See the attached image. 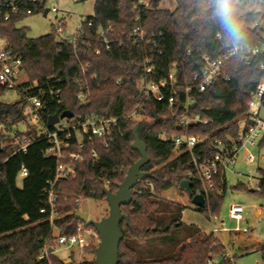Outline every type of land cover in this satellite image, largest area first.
I'll list each match as a JSON object with an SVG mask.
<instances>
[{"label":"trees","instance_id":"obj_1","mask_svg":"<svg viewBox=\"0 0 264 264\" xmlns=\"http://www.w3.org/2000/svg\"><path fill=\"white\" fill-rule=\"evenodd\" d=\"M160 1L155 0L152 9L134 13L132 9L137 0H95V14L88 20L96 27L111 25L113 33L110 38L125 41L122 47H115L110 52L103 50L100 44H93L91 49L80 47L75 52L69 45L58 44L53 30L49 35L30 39L27 29L17 26L28 16L11 17L7 21L0 17V40L7 44L15 59L22 61L28 78L26 86L34 82L44 85L47 79L54 78L60 80V84L52 82L51 85L62 91L59 101L47 99L37 129V125L28 122L33 112L26 113V101L5 103L2 98L9 90L0 85V124L7 130L25 125L27 131L18 136L21 141L27 139L31 143L25 153L17 152L20 145L6 135H0V142L8 144L0 154V264H64L55 255L45 261H38V257L45 243L50 248L56 247L53 236L57 231L61 235L76 233L82 223L75 216L81 199L103 201L106 200L105 191L117 192L128 169L141 159L140 154L132 149L135 127H138L149 157V163L142 171L149 173L150 177L138 183L134 190H141V193H133L132 203L123 208L129 224L121 223L123 240L119 248V264H233V260L225 259L226 248L220 240L213 233L208 235L200 231L188 241H178L165 256L157 258L141 251L148 242L182 226L184 207L174 204L178 209L176 219L164 228L163 219L171 205L164 204L162 195L172 188H180L183 181H190L192 194H198L200 182L189 177L193 172V156H199L201 148L207 153L212 152V143L229 145L232 139H236L240 131L237 120L245 114L251 95L264 85V58L235 59L225 65L222 75L204 92L194 91L189 95L197 101L190 107V115H200L203 121H208L207 125L199 124L189 129L181 126V118L186 114L184 92L178 93L177 104L172 110L153 98H147L142 120L122 119L143 102L140 92L143 81L161 82L173 74L177 85H188L193 74L202 67L201 56L217 59L231 46L224 43L219 28L209 19L205 1L174 0L176 6L173 10L160 8ZM29 8L32 16L45 11L44 7L35 4ZM137 15H140L141 27L148 35H163L156 40V46L153 43L133 46L126 42L137 26ZM238 15L247 37L243 45L253 46L262 41L264 28H253L254 15L242 9H238ZM217 35L221 38L218 39ZM95 48L102 51L101 55H95ZM147 58L150 59L148 66L152 67L149 74L143 72ZM225 75L230 78L228 82L223 81ZM82 92L88 94V107L78 99ZM66 111L74 114L69 120L73 123L83 122L91 115L119 121L112 128L108 147L98 139L86 141L80 161L64 160L60 163L74 168L75 176L57 183L58 217L52 226L49 215L41 213L44 206L42 194L47 183L55 179L58 162L45 156L49 143L42 138L45 131L54 129H47L48 119ZM179 136L205 139V143L192 154L183 152V148L177 149L173 141ZM68 152H77V149L73 146ZM174 152L178 155L170 161ZM22 167L27 169L28 177L22 180L20 188L18 180ZM258 172L259 191L250 192L264 199V169ZM221 188L224 190L222 194L219 193ZM233 189L248 191L244 184ZM227 190L226 186H217L200 211L217 215ZM86 227L95 230L88 223ZM96 250L97 247H90L86 251L95 255ZM259 252L264 264V248ZM85 264H95V260Z\"/></svg>","mask_w":264,"mask_h":264},{"label":"built area","instance_id":"obj_2","mask_svg":"<svg viewBox=\"0 0 264 264\" xmlns=\"http://www.w3.org/2000/svg\"><path fill=\"white\" fill-rule=\"evenodd\" d=\"M49 3L53 4L52 8H48ZM58 3L59 0H18L16 2L0 0V17H3L4 20L7 21L11 19V17L20 15L31 16L33 12L29 8V5L35 4L48 10L47 15L50 13L56 15V22L53 25L56 42L61 45L66 44L71 46L75 52L80 47L91 49L93 44H100L103 50L110 52L115 47H122L125 43V41L110 38V35L113 33V27L111 25L96 27L88 18L84 19L80 24L71 22V18L60 11ZM154 3L155 0H137L132 11L134 13H139V11L143 9H152L154 8ZM237 8L254 15L255 21L253 23V28H264V0H240ZM136 21L137 26L133 29L126 42L133 46L140 44L148 45L150 43L156 46V40L162 38L163 35H148L141 27L140 15H137ZM90 30H93V33H89ZM217 38L220 39V35H217ZM1 44L3 45L0 46V85L6 87L8 90H18L33 112L31 117L32 122L34 124H39L41 123L40 113L46 108L47 99L60 100L62 94L61 89L51 85L52 82L60 84V80L49 78L44 85L34 82L26 86L28 81L22 83V79L26 76L22 61L12 56L11 51L4 41ZM94 52L96 56L102 53L98 48H95ZM263 58L264 33L262 35V41L256 45L230 46L217 59L201 56L202 67L193 74L192 82L188 85H177L173 74H171L167 80L161 82L143 81L140 85V92L144 97L143 102L136 110L122 119L131 121L142 120L145 113L144 102L147 98H153L172 110L177 104L178 93L184 92L186 95V114L181 118V126L185 129H189L199 124L207 125L208 121H203L200 115H195L194 117L190 115V107L196 105L197 101L189 95L194 91L204 92L217 77L222 75L223 68L228 62L235 59L248 61L251 59ZM149 63L150 59L147 58L143 64L144 73H151L152 67L148 66ZM229 80L230 78L228 75L223 77L224 82H228ZM87 97L88 94L82 92L78 96V99L81 103H86ZM263 97L264 85H260L251 95L245 114L237 120L240 131L238 137L234 140L232 139L229 145H225L222 142L212 143L213 151L207 153L204 149H199L205 143V139L179 136L173 140L176 148H183V152L192 154L194 150L199 149V156H193L192 158L191 165L193 172L189 174V177L200 182L201 188L197 195H202L205 201L210 193L217 189V186L228 187L229 174L236 177L252 178L254 171L251 167L257 163V157L251 149L256 147L264 149V147H262V143H264V119L261 117L264 106ZM118 121L119 119L117 118L91 115L83 122L73 123L67 120L65 123L60 122L57 124L53 131H45L42 139L49 143L45 151V156L54 158L58 162L55 179L47 183L48 186L43 190L42 194L44 206L41 213L49 215V222L52 226L54 220L58 217L56 212L58 199V194L56 192L57 183L63 178L75 176L74 168L65 167L60 163L64 160H72L74 162L80 161L86 141L92 142L98 139L105 147H108L112 136V128ZM19 134L20 132L16 130L13 131V140L16 145H20L17 152L25 153L31 143L27 139L21 141L18 136ZM73 146L76 147L77 152H68ZM96 156V152H93V157ZM263 158L264 156H259L258 159L262 160ZM239 165L247 166L248 170H240L238 168ZM26 177H28V171L25 167H22L19 179L23 180ZM256 191H259V185ZM223 192L224 190L221 188L219 193L222 194ZM133 193L140 194L141 190H134ZM243 214L244 210L240 206L233 205L229 209L230 218L237 223L242 221ZM209 218L213 223L212 231L215 236L226 231V229L223 228L224 223L219 222V224H217L215 222V215H210ZM86 224L87 223H81L77 227L76 233L73 235H61L57 231L53 238L58 248H50L47 246V243H45L38 257V261L48 260L50 255L56 256L59 250L68 251L75 248L80 251L79 259L81 261L85 253H87L86 250L88 248L98 247L99 244L98 234L92 228H87ZM234 231L241 232L239 228H236ZM242 232L244 234L249 233L247 230H243ZM68 261L69 264H85L79 263L78 261L74 262V258ZM64 264H66V262Z\"/></svg>","mask_w":264,"mask_h":264},{"label":"rangeland","instance_id":"obj_3","mask_svg":"<svg viewBox=\"0 0 264 264\" xmlns=\"http://www.w3.org/2000/svg\"><path fill=\"white\" fill-rule=\"evenodd\" d=\"M95 0H59L58 6L60 11L71 18V22L80 24L84 19L93 17ZM176 4L174 0H162L160 8L173 10ZM53 4L49 3L48 8H52ZM56 15L50 13L47 17L41 15H31L22 19L17 26L26 28L28 33L27 36L30 39H37L46 35H49L53 30V25L56 22ZM5 43V42H4ZM3 44L0 43V46ZM28 81L27 75L22 79V83ZM24 99L18 90L7 91L2 100L5 103H16ZM25 101V99H24ZM30 106L27 104L26 113H29ZM261 117L264 119V109L261 112ZM30 118L29 124H34ZM67 120L61 121L65 123ZM25 133L26 127L23 124H19L13 127L12 130H7L3 125L0 124V135H6L9 139L13 140V131ZM7 143L0 142V154L6 149ZM251 151L257 157V163L251 167L254 171L252 178L248 179L245 177H236L232 174L228 175V190L221 206L220 212L215 215L216 223H224L223 228L226 231L219 233L216 237L226 248L225 259L233 260V264H263L262 256L259 250L264 248V199L260 198L256 194L250 191H256L260 179L259 169H264V158L259 160V156H264V149L252 148ZM243 154V153H242ZM178 153L174 152L170 161L177 157ZM242 156V155H241ZM240 170L247 171L248 167L239 165ZM22 180H18V186L21 188ZM244 184L247 186V192L236 191L233 188L236 185ZM164 204H170V211L168 210L167 216L163 219L164 228L168 227L172 220L176 219L178 209L175 205L184 207L181 213L182 226L176 230L173 229L169 233L161 236L158 239L152 240L144 245L141 249L142 253L151 255L153 257H162L167 255L173 250L174 245L178 241H188L192 235L197 231L204 234L213 233V223L210 220V215L201 212L192 203V197L183 192L180 188H172L162 195ZM175 204V205H174ZM240 206L244 210L243 219L240 223L232 220L229 216V209L232 206ZM78 211L89 215L90 221H100L107 217L109 214V206L106 200H92V199H81L79 201ZM239 228L241 232H235L234 230ZM247 230L249 233L244 234L242 231ZM56 248H58L56 246ZM56 256L61 261H66L69 264L67 258H74V262L89 263L95 255L85 253L80 261V251L78 249L72 250H59ZM220 261V259L218 260Z\"/></svg>","mask_w":264,"mask_h":264},{"label":"water","instance_id":"obj_4","mask_svg":"<svg viewBox=\"0 0 264 264\" xmlns=\"http://www.w3.org/2000/svg\"><path fill=\"white\" fill-rule=\"evenodd\" d=\"M48 10H45L43 16L47 17ZM88 103L83 106L88 107ZM74 114L66 111L61 115H55L48 119L47 129H53L63 120L73 119ZM134 143L132 149L137 151L141 159L133 164L127 171L126 177L122 184L119 185L116 193L105 191L106 201L109 206V214L100 221H90L89 215L77 211L75 216L82 223L92 225L99 236V244L95 254V264H119V248L123 240L121 223L125 221L129 224V219L123 213V208L130 206L133 199V191L139 182L145 181L150 177L149 173L143 172L142 168L149 163L147 148L140 139L138 127L133 130ZM180 189L192 197V203L198 209H204L206 206L205 198L202 195H193L191 191V182L183 181Z\"/></svg>","mask_w":264,"mask_h":264},{"label":"clouds","instance_id":"obj_5","mask_svg":"<svg viewBox=\"0 0 264 264\" xmlns=\"http://www.w3.org/2000/svg\"><path fill=\"white\" fill-rule=\"evenodd\" d=\"M209 19L219 28L226 45L239 47L246 42V32L238 15L240 0H205Z\"/></svg>","mask_w":264,"mask_h":264},{"label":"crops","instance_id":"obj_6","mask_svg":"<svg viewBox=\"0 0 264 264\" xmlns=\"http://www.w3.org/2000/svg\"><path fill=\"white\" fill-rule=\"evenodd\" d=\"M0 43H3V41H0ZM69 259H70V258H69ZM69 259L67 258L66 260H69ZM62 262H64V263H65L66 261H62Z\"/></svg>","mask_w":264,"mask_h":264}]
</instances>
